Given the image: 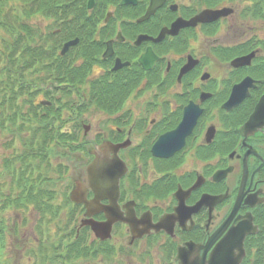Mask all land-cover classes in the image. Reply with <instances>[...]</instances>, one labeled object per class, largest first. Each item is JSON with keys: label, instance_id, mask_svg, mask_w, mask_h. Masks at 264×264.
I'll return each instance as SVG.
<instances>
[{"label": "flooded vegetation", "instance_id": "obj_1", "mask_svg": "<svg viewBox=\"0 0 264 264\" xmlns=\"http://www.w3.org/2000/svg\"><path fill=\"white\" fill-rule=\"evenodd\" d=\"M93 1L92 11L88 10V2L86 4L91 22L85 28L88 79L99 80L115 94L119 90L123 100L137 98L143 93L147 97L142 104L149 101L147 107H136V114L133 108H121V113L113 115L116 122L110 124L111 133L106 132L104 139L109 138L107 140L115 144L128 140V149L134 148L131 159L136 162V221H142L150 214V225L155 227L168 218L160 231L149 229L148 222V225L141 223L138 232L142 234L136 238L124 222L114 223L111 237L105 241H92L90 234L86 258L92 256L91 260L100 261V264L115 261L124 264V257L128 258L125 264H181L178 260L180 249L192 243L194 250L186 253V258L194 262L209 260L215 250L223 249L232 228L248 222L258 231L264 230V117L260 119L262 125L248 132L247 137L241 132L264 97V77L259 71H264V0H136L135 4L124 6V0ZM151 8L155 9L154 13L141 21ZM221 11L226 14L213 19L214 14ZM201 16L203 20L199 19ZM177 22L182 27L179 30L173 28L177 30L174 32L172 27ZM164 31L166 34L158 41ZM143 37L146 38L141 40ZM200 42L202 47L204 43L209 45L208 56L200 58L197 53H187L193 43L198 45ZM106 53L108 56L105 57ZM250 54L255 58L249 67L232 68L235 59ZM204 57L229 65L228 75L221 77V82L206 72L208 60ZM191 63L193 68L182 76L184 68ZM118 64L120 68L116 70ZM145 66L151 68L145 69ZM248 77L256 88L250 90L249 98L238 108L225 112L222 106L233 88ZM126 85L130 88H125ZM119 86L122 87L117 88ZM205 93L211 98L202 101L201 96ZM166 96L172 97L169 105L161 100ZM190 104L204 111L209 106L221 104L214 116L217 124L212 142L206 140L210 126L205 124L204 113L180 152L168 159L154 156V145L179 127ZM135 131L136 141L133 139ZM87 137L88 134H83L80 139L86 143ZM92 145L98 144L92 142ZM123 152L121 155L126 159L128 152ZM183 161V166L186 162L191 166L184 168ZM168 164L171 168H167ZM176 164L180 166L176 167ZM229 169L223 180L215 181L217 173ZM83 175V172L79 173V176ZM200 179L202 187L191 192L181 212L176 211L179 187L185 195ZM245 179L242 203L234 210ZM160 180L169 187L152 186ZM176 185V189L172 187ZM165 192L167 196L171 194L169 201H157L155 197ZM205 195L227 197L217 204L211 198L194 211ZM131 196L134 198L133 194ZM87 197L92 199L94 195L90 191ZM120 205L126 217V205ZM76 207L84 209V206ZM181 214L185 218L183 222L177 218ZM82 215L84 217L85 212ZM95 219L108 222L102 214ZM259 239L264 236L248 235L245 238V257L241 264H251V258L258 250L253 245ZM211 240L213 244L205 251Z\"/></svg>", "mask_w": 264, "mask_h": 264}, {"label": "rangeland", "instance_id": "obj_2", "mask_svg": "<svg viewBox=\"0 0 264 264\" xmlns=\"http://www.w3.org/2000/svg\"><path fill=\"white\" fill-rule=\"evenodd\" d=\"M3 1L4 2H0L1 17L4 18L5 15L8 16L7 25L16 29V31L17 23L30 27L34 32H37V38L34 40V43H37L38 46L42 48L44 45V42L42 41L43 32L44 34H48L49 27L50 25H53L54 22L49 21L43 14L40 16L29 14L30 10H27L28 5H25L23 0ZM1 3L6 6H2ZM8 32L7 28L0 29V98L3 94H6L7 90H9L6 88V84L9 83V77L4 71L5 65L7 64L6 58L9 55V53L6 52V47L14 43V37L10 36ZM32 42L33 38L26 37L27 44H32ZM208 48L209 45L206 43H204L203 47L202 42L198 45L193 43L187 49V53H197L200 58H203V56L209 55L207 54ZM10 57L12 58V54ZM205 70L208 74H210L212 79L221 82V77L228 75L229 65H223L221 61L215 62L212 58L210 61H207ZM31 71L32 73L30 74V71L27 72V78L23 80H29V78H31L32 84H40L41 87L42 83L41 81L39 82L40 79L36 77V70L33 72V69H31ZM47 75H49V73L45 74V76ZM12 77L14 76L11 73L10 84L18 87V84L14 83ZM77 79L79 80L78 83L80 85L78 83L75 84V92L82 91L84 94L87 93L86 95H89L91 100L93 98V94L90 90L87 92V86L90 80L88 77H86V79L78 77ZM29 96L32 97L33 95L28 94V97L15 95L17 99H15L12 106H10L9 103H7L3 108L0 106V219L4 222L5 226L3 231L5 232L6 244L4 252L0 253V264H52L51 260L47 261L43 259L49 248L48 245L55 244L54 250L61 253V243L63 248L65 247L67 240L68 243H71L72 239L74 240V237L70 234V230L65 231L64 229L67 224L63 219L68 216L65 212L68 211L66 208L62 210L64 215H61V218L56 219V223L58 221H60V223L55 224V222H53L54 217L48 214V212H50L49 210L48 212L46 210H42V213H40L38 212V208L35 207L26 208L25 206H22V208H19L16 206H9V204L12 205V203H10L11 199H15V197L18 196L19 190L16 188V184L14 183V174L12 173L11 168H7V162L8 160H11V164L16 166V171L20 170V162L13 161L15 154H20L21 151H24V147L27 146L28 148L32 142L34 135L33 133H29V126L33 125L32 121L35 120L36 123H39V125L43 124L40 121V116H32L30 105L26 102L30 100L32 104H38L43 97L41 95V97L37 95L34 96L33 99H30ZM146 97L147 96L145 94L141 93L137 96V98H128L124 105L125 107H128L126 109L133 108L136 114V107L148 106L149 101L144 105L142 104L144 98ZM149 99L152 100V97ZM161 100H165L169 105L172 101V97L166 96ZM115 105H117V103ZM220 105L221 104H218L217 107L210 106L213 109V112L209 116L207 115V117H205V124L208 125V127L211 125L216 126L217 119L216 117L214 118V116L217 114L216 109L219 108ZM109 106L110 104L106 105L104 110H98L91 106L88 108V111L85 109L84 113H80L79 115H76L74 111H71L70 113H66V116L63 117L62 122H64V124L62 129H64V127H68L70 131L74 133L77 128L76 124L84 122L86 126H90V131L87 137V144H85L80 138L77 144H71L67 147H63L62 145L58 146L57 144L52 143L49 144V149L47 150L48 156L45 159L46 161L43 164H40V167H44L41 170L45 171V173L43 172V177L53 179L57 186L56 191L58 192L59 198L57 196L58 199L53 203L59 204L60 200L62 202H66L65 195L71 191L74 181L79 177V173H85L92 160L88 155L90 148H93L92 142L94 144H98L100 141L102 142L109 139H104V134H106V132L111 133L110 128H112V126L110 125V122L111 120L114 121L113 123L116 122L113 115L121 113L120 110H118L114 114H109V112L106 111ZM17 109L21 110V114L23 116H18L16 119H14V116H11V122H6L3 127L2 113L4 115L12 114V112L17 111ZM34 111L37 114L41 113L40 109L34 108ZM71 115L76 116L73 118V121L69 120ZM14 122L15 124H13ZM118 124H120V122H118ZM83 134V132L80 133V135ZM133 139L136 141V131L134 132ZM98 140L100 141L98 142ZM73 151H76V153ZM127 152L128 153L125 155V161L127 162L129 169L132 170L134 165L131 156L134 154V148L127 149ZM128 158H130L129 161ZM183 163L184 161L182 162V166ZM61 166L64 174L59 176L57 171H59ZM175 166L178 167L180 164H176ZM187 166H191V164L186 162L183 167L186 168ZM167 168H171V165L168 164ZM159 184L161 183L156 185ZM134 185H136V182H130L131 191H133ZM161 186L162 188L169 187V185L165 184L164 181ZM172 187H175L176 189V186ZM155 198L157 201L167 203L171 198V194L167 196L166 192L164 194L159 193L158 197ZM131 200L136 203L135 194L134 198H131ZM62 202L61 204L63 205ZM44 216L49 217V223L47 221L45 224L41 223V219L44 218ZM95 218L96 216L93 217V219ZM82 219L83 215L78 218V223H76L77 227L81 224L80 222ZM114 226L115 224L112 226L111 234ZM85 230L88 232L87 226L83 227L78 235V238H80L79 240L82 239V242L84 241L83 235L86 233ZM91 237L92 241L97 239L94 233H92ZM91 258L92 256L89 258L81 256L79 260H73L71 264H100V261H93ZM127 259L128 258L124 257V261L122 262L125 264ZM117 263L118 261H115L111 264Z\"/></svg>", "mask_w": 264, "mask_h": 264}, {"label": "water", "instance_id": "obj_3", "mask_svg": "<svg viewBox=\"0 0 264 264\" xmlns=\"http://www.w3.org/2000/svg\"><path fill=\"white\" fill-rule=\"evenodd\" d=\"M135 4L136 0H125L122 5L127 4ZM93 1L91 0L89 3V7L92 8ZM155 9H149L147 15L141 19V21H145L150 18V16L154 13ZM226 13L225 11L216 12L214 14L213 19L221 18ZM200 20L202 16L199 17ZM197 23V20H195ZM182 22V21H181ZM183 23V22H182ZM185 22L183 23V25ZM185 26V25H184ZM182 27V24L178 23L172 27L179 30ZM177 30L173 29L174 32ZM166 31L162 33L160 38L161 40ZM146 37H143L141 40H144ZM77 44V41L72 42L66 45L64 53L69 49L70 46H74ZM108 56L107 53L105 57ZM255 58L254 54H250L243 58H238L231 63V66L235 69L249 67L252 63V60ZM143 62V60H141ZM194 64H189L182 71L181 75L183 76L188 71L193 68ZM120 68L118 64L115 69ZM151 66H145V69H150ZM206 78V77H205ZM256 86L254 85V81L251 78H246L242 83L235 86L233 88V92L230 96V99L223 105V109L228 112H231L233 109L237 108L241 103H243L250 96V89H254ZM211 98L210 94H202V101H206ZM203 110L190 104V106L186 109L184 120L181 125L175 131L168 133L162 136L158 142L153 147V154L158 158L168 159L174 156L176 153L180 152L185 144L186 138L190 136L196 126L198 119L202 116ZM264 117V97L260 100L258 105L256 106L255 112L250 117L249 121L241 128V132L246 136L248 132H252L256 130V127L262 125V119ZM88 131V128L87 130ZM215 128L211 127L206 136V140L208 143H211L215 137ZM247 137V136H246ZM128 147V143H123L119 145H114L110 142H106L102 146H97L92 149L91 153L93 155V161L87 169V186L82 184L80 180L75 181L76 187L72 194V200L76 204H83L86 207L87 213L85 215V220L82 222L81 227H90L96 236L100 238V240L105 241L111 237V226L117 222L126 223L132 233L134 238L140 237L142 232H138V225L149 223V229L153 228L154 230L160 231L161 227L164 226L165 221L168 217L164 218L161 221V224L158 226H151V216L150 214H146L142 219V221H136V214L134 211V203L127 204L124 208L127 216L124 217L120 207L118 206V201L120 199V180L127 174L126 165L119 158V152L121 149H126ZM230 172V169L227 171H221L216 174L215 181L223 180L227 174ZM201 180V179H200ZM202 180L198 181L191 189L187 192H183L182 187H179V190L176 192V197L179 200V206L176 211L181 212L182 208L185 206V201L191 194V192L197 190L202 187ZM246 184V179L244 180L242 187L239 192V196L237 199L236 207L234 210H238L240 204L242 203L244 194L243 190ZM94 194V198L92 201L87 200V195L89 192ZM227 195H222L220 197H210L205 195L201 202L197 204L193 208L194 211L200 209V207L206 205L208 201L212 198L214 202L221 203L225 200ZM108 201V205H104L102 202ZM235 212V211H234ZM104 213L107 217V223L102 224L93 219L95 215ZM181 222L185 221L184 215L181 214L177 217ZM141 224V225H142ZM148 225V224H147ZM258 229L256 227L252 228V225L248 222L238 226L237 228H232V230L228 233L227 239L225 243H223V249H217L211 255L209 260L203 259L199 261H191L186 258V253H189L194 250V244L189 243L187 248L180 249V253L178 256V260L181 264H241L244 257V240L248 235L257 234ZM213 244V240H211L207 247H205V251H207L210 246ZM196 250V249H195ZM236 250H239L238 254L235 253Z\"/></svg>", "mask_w": 264, "mask_h": 264}, {"label": "trees", "instance_id": "obj_4", "mask_svg": "<svg viewBox=\"0 0 264 264\" xmlns=\"http://www.w3.org/2000/svg\"><path fill=\"white\" fill-rule=\"evenodd\" d=\"M0 2H4L3 0H0ZM25 5L27 4V10L29 9V14L34 15H44L45 17H55L57 14H64V17H68L70 13H77L80 10V13L82 17H86V9L84 7H81L83 3L86 2V0H23ZM2 6L3 3H1ZM26 10V11H27ZM27 14V13H26ZM28 14V15H29ZM8 22V16L5 15L4 18L1 17V10H0V29H8V34L10 36L15 37L16 41L13 47L12 51V58L8 59L6 58L7 64L5 65V73L9 77V83L6 84L7 90L6 94H3L0 98V106L5 107L7 103H9L10 106L15 102V95H20L23 93V91L26 90L24 88V85L29 82L32 84V80H23L26 78V72L28 70H31L35 67L37 64V60L40 59V50H37L36 47H34L32 44L24 45L21 48L20 45V33L21 30L25 34H31V28L27 26H23L19 23H17V31L16 29L10 27L7 25ZM14 34H16L14 36ZM34 42V41H33ZM35 71V70H34ZM261 75L264 77V71L259 70ZM11 73L14 77V83L18 84V87L12 86L10 84V76ZM76 74L77 76H80L82 74V71L79 68H76ZM85 75V74H84ZM262 78V77H261ZM77 79V78H76ZM115 83L122 84L118 81ZM79 84V83H78ZM95 84V83H94ZM94 84H92V92H94ZM34 90V87L36 84H32ZM122 86H119L117 88H121ZM125 88H130V85L124 86ZM119 93V90H116ZM125 91V90H124ZM36 92V91H35ZM111 88L108 87V93H111ZM116 93L114 96L113 104L115 105L118 101L121 102V98L119 97V94ZM48 96L51 94L47 92ZM110 94L107 99H104L103 97H100L98 99V102L96 105L99 109H103L104 106L108 105L110 103ZM120 107L114 106L109 110L108 112L111 114L115 111H117ZM57 114L54 111V108L51 107L49 110L46 111L45 114L42 115V121L43 124L42 127H35V123H32L33 125L29 126V133L33 134H40L43 135L42 142L39 141V145L34 147V144L31 142L29 147H24V151H21L20 154H15V157L13 161H19L20 162V170L16 171V166L14 164H11V160L7 162V168H11L12 173L14 174L13 180L16 184V187L19 190V194L15 199H11L9 206H16L19 208H22V206H25L26 208L35 207L38 208V212L42 213V210L47 207L48 203H46V200L51 201L53 199H56V189L57 186L53 179L45 178L42 181L41 175L35 177V172L41 171L43 167H40V164H43L46 160V157L48 156V149H47V143L50 140L51 143L63 146L70 145L71 141H74V136H72L70 133L63 132L61 133L60 128L58 129H51L48 130V126L54 124L56 121ZM14 116V119H16L18 116H23L21 114V110L17 109V111H13L12 114L4 115L2 113V120H3V127L5 126L6 122H11L10 117ZM15 124V122L13 123ZM8 128V127H7ZM11 166V167H10ZM29 177L26 178L27 171H30ZM34 172V173H33ZM60 174V171H59ZM42 181V182H41ZM66 206V203H64ZM47 209V208H46ZM62 209L63 207H51L48 212L51 216L54 217V220L58 218H61L62 215ZM48 210V209H47ZM68 211H65L67 213V217L63 220L66 222L65 231L68 230L70 224L72 221H74V216L76 214V210L73 208L67 209ZM62 221V219H61ZM60 223V221H59ZM4 222L0 219V253L4 252L6 244H5V232L4 229ZM73 233H76L75 230H73ZM264 236V230L260 232L258 237ZM76 242L67 243L65 248L61 250V253L59 254L57 251L53 250V252L50 255V260L52 264H62V262H69L74 256L79 259L81 256L87 255L86 247L82 244V239ZM253 245L254 248H258L257 253L253 256L252 264H264V239H259L257 242H254Z\"/></svg>", "mask_w": 264, "mask_h": 264}]
</instances>
